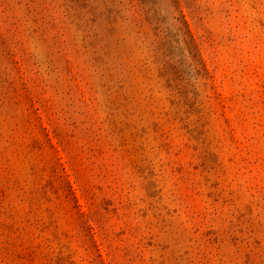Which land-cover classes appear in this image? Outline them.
<instances>
[{"label": "rangeland", "instance_id": "obj_1", "mask_svg": "<svg viewBox=\"0 0 264 264\" xmlns=\"http://www.w3.org/2000/svg\"><path fill=\"white\" fill-rule=\"evenodd\" d=\"M0 264H264V0H0Z\"/></svg>", "mask_w": 264, "mask_h": 264}]
</instances>
